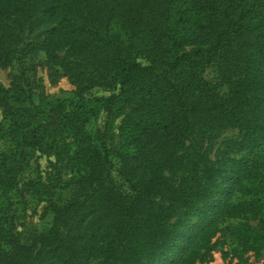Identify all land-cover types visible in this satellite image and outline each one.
Masks as SVG:
<instances>
[{
	"label": "trees",
	"instance_id": "16d2710c",
	"mask_svg": "<svg viewBox=\"0 0 264 264\" xmlns=\"http://www.w3.org/2000/svg\"><path fill=\"white\" fill-rule=\"evenodd\" d=\"M70 1L79 21L52 0H0V64L42 51L75 84L46 114L0 87V139L12 142L0 153V264H89L96 252L101 264L160 263L176 209L186 214L213 198L203 143L226 128L249 148L231 189L251 195L242 206L259 216L251 232L263 230L264 0ZM31 5L56 18L44 39L29 33ZM63 48L74 57L60 60ZM127 109L113 148L112 118ZM34 151L65 161L76 188L62 206L49 202L48 230L23 243L13 214L23 161L14 155ZM230 206L221 197L197 214L203 222L168 264L197 258ZM233 228L246 250L254 247L249 226Z\"/></svg>",
	"mask_w": 264,
	"mask_h": 264
},
{
	"label": "rangeland",
	"instance_id": "374dc122",
	"mask_svg": "<svg viewBox=\"0 0 264 264\" xmlns=\"http://www.w3.org/2000/svg\"><path fill=\"white\" fill-rule=\"evenodd\" d=\"M53 4H60L56 10L62 16H67L74 21H79L81 13L79 8L70 0H52ZM62 5V6H61ZM30 14L33 20V31L29 32L36 40L44 39L47 31L54 25L55 16L51 12H43L42 8L31 5ZM28 32V28H25ZM123 30H119V34ZM58 58L72 59L73 54L66 48L55 51ZM212 82L214 73L209 69L207 74ZM0 87L12 89L19 95L24 104L36 107L42 114L55 102L72 97L75 91L73 84L60 68L58 63L47 62L42 51L26 54L23 58L8 65L0 64ZM115 114L111 121V132L114 134L113 148L119 145L118 126L119 120L125 112ZM12 147L10 139H0V153L9 151ZM249 150L243 134L236 128H226L209 142L203 143V152L207 161L208 173L204 180L212 189L213 198L206 204L199 201L195 206L186 210L176 209V212L167 222V235L163 247L165 255L160 263L168 264L183 249L185 242L195 233L197 227L203 222L197 217L206 210L213 209L221 197H228L233 206L227 208L226 220L219 229L208 235L197 248L198 254L189 264H264V221L263 230L252 228L257 224L259 216H251L244 211L243 203L247 202L251 195L241 194V189L232 190L236 176V162ZM21 159L20 173L17 187L22 189V195L14 198L17 204L14 210V222L17 235L23 243H29L31 237L44 234L51 224L52 214L47 205L53 202L62 206L74 194L76 186L69 180V169L66 162L57 159L52 154H43L34 151L30 155H14ZM164 174V173H163ZM178 173L165 171L166 179L174 180ZM43 185L45 186H42ZM38 190V191H36ZM44 192V193H42ZM160 202L167 203L166 198ZM199 208V209H198ZM229 216V219H228ZM246 227L249 240L252 234L255 236V245L246 250L239 239L233 235L238 224ZM262 231V232H261ZM252 233V234H251ZM251 246V244H250ZM100 252V251H99ZM196 258V259H195ZM103 256L96 252L88 259L89 264H101ZM146 264H150L148 261Z\"/></svg>",
	"mask_w": 264,
	"mask_h": 264
}]
</instances>
